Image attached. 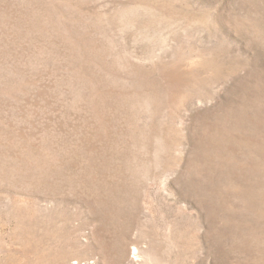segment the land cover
Returning a JSON list of instances; mask_svg holds the SVG:
<instances>
[{
  "label": "rangeland",
  "instance_id": "1",
  "mask_svg": "<svg viewBox=\"0 0 264 264\" xmlns=\"http://www.w3.org/2000/svg\"><path fill=\"white\" fill-rule=\"evenodd\" d=\"M0 264H264V0H0Z\"/></svg>",
  "mask_w": 264,
  "mask_h": 264
},
{
  "label": "bare ground",
  "instance_id": "2",
  "mask_svg": "<svg viewBox=\"0 0 264 264\" xmlns=\"http://www.w3.org/2000/svg\"><path fill=\"white\" fill-rule=\"evenodd\" d=\"M86 176V175H85ZM90 187V186H89Z\"/></svg>",
  "mask_w": 264,
  "mask_h": 264
}]
</instances>
